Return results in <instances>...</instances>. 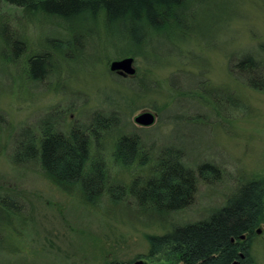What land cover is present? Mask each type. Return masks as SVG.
Masks as SVG:
<instances>
[{"label": "rangeland", "instance_id": "374dc122", "mask_svg": "<svg viewBox=\"0 0 264 264\" xmlns=\"http://www.w3.org/2000/svg\"><path fill=\"white\" fill-rule=\"evenodd\" d=\"M229 2L228 20L211 11L195 41L170 47L155 40L133 45L124 24L104 28L85 15H72L63 24L68 33L60 35L51 18L35 12L28 18L21 7L0 0V264H126L136 258L183 264L167 250L147 258L146 236L207 217L238 183L264 176V0ZM22 34L23 51L13 45ZM59 36L68 61L46 57L42 68H57L29 79L26 55L44 51V44L57 47ZM130 48L141 53L133 56L134 76L110 72L109 62ZM247 56L258 62V71L236 69ZM95 111L116 113L117 122L110 121L114 128L118 123L116 133L138 134L147 150L180 147L194 168L212 162L217 178H198L189 207L165 217L139 208L131 196L102 207L84 205L75 191L68 195L46 179L37 164L13 158L44 114L51 113L49 121L60 118L67 131ZM141 111L154 114L153 124L134 121ZM111 137H101L97 148L113 179L129 182L139 172L113 164ZM251 256V264H264V224L253 237Z\"/></svg>", "mask_w": 264, "mask_h": 264}, {"label": "trees", "instance_id": "16d2710c", "mask_svg": "<svg viewBox=\"0 0 264 264\" xmlns=\"http://www.w3.org/2000/svg\"><path fill=\"white\" fill-rule=\"evenodd\" d=\"M5 1L21 7L28 18L35 13H41L43 19L51 18L60 27V35L68 33L63 24L72 15H85L90 23L104 28L117 22L124 24L125 34L133 45L155 40L164 41L170 47L195 41L201 23L209 20L211 15L216 19L222 16V20L226 15L228 20L231 7L230 0ZM211 11L213 13L209 15ZM22 37L23 34L13 45L21 44L23 51L25 41ZM61 38L59 36L55 41L57 47L44 44V51L26 55L24 65L29 79L38 80L49 69L57 68L58 65L53 66L55 64L48 69L42 68L46 57L54 55L58 63L68 61L63 58ZM126 54L136 56L141 53L130 48ZM35 68L40 72L37 73ZM236 69L258 71L259 65L254 57L247 56L238 60ZM251 86L258 88L253 83ZM50 114H44L37 121L38 129L31 134V140L16 145L13 158L19 163L37 164L46 179L68 195L75 191L84 205L102 207L120 200L124 202L131 196L139 208L167 217L189 207L198 181L210 183L217 178V166L210 161L195 168L187 166L180 147L166 146L159 151L148 147L147 150L138 134L116 133L119 117L114 112L95 111L91 119L88 118L90 120L73 123L67 131L60 127V118L49 121ZM111 118L116 121L113 122L115 128L110 123ZM111 136L115 137L111 151L113 164L139 172L129 182L113 179L106 158L97 148L101 137L104 141L105 138L113 139ZM235 189L207 217L180 225H166L162 233L148 234L146 257L167 250L183 264H251L252 240L264 224V176L246 178ZM107 264L125 263L109 261Z\"/></svg>", "mask_w": 264, "mask_h": 264}, {"label": "water", "instance_id": "95a60500", "mask_svg": "<svg viewBox=\"0 0 264 264\" xmlns=\"http://www.w3.org/2000/svg\"><path fill=\"white\" fill-rule=\"evenodd\" d=\"M108 69L110 72H115L121 76H133L136 72L134 67V57L127 55L121 58L113 59L108 64ZM134 121L142 126H148L153 124L155 116L150 111H141L134 116ZM259 232V229L257 230ZM126 264H147L142 259H136L132 262Z\"/></svg>", "mask_w": 264, "mask_h": 264}, {"label": "flooded vegetation", "instance_id": "af4514ba", "mask_svg": "<svg viewBox=\"0 0 264 264\" xmlns=\"http://www.w3.org/2000/svg\"><path fill=\"white\" fill-rule=\"evenodd\" d=\"M134 76V75H133ZM133 76H130V77H133ZM1 189V188H0ZM4 191H6V190H4Z\"/></svg>", "mask_w": 264, "mask_h": 264}]
</instances>
